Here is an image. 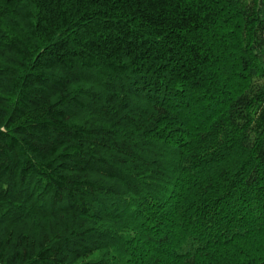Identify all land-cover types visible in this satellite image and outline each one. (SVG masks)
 <instances>
[{"label": "trees", "instance_id": "1", "mask_svg": "<svg viewBox=\"0 0 264 264\" xmlns=\"http://www.w3.org/2000/svg\"><path fill=\"white\" fill-rule=\"evenodd\" d=\"M0 264H264V0H0Z\"/></svg>", "mask_w": 264, "mask_h": 264}]
</instances>
